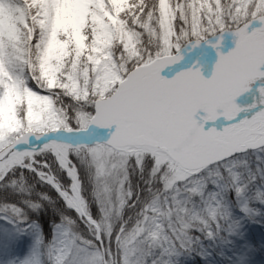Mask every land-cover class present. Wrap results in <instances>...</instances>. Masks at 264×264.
<instances>
[{"label": "snow or ice", "instance_id": "1", "mask_svg": "<svg viewBox=\"0 0 264 264\" xmlns=\"http://www.w3.org/2000/svg\"><path fill=\"white\" fill-rule=\"evenodd\" d=\"M212 245L264 252V0H0V264Z\"/></svg>", "mask_w": 264, "mask_h": 264}, {"label": "trees", "instance_id": "2", "mask_svg": "<svg viewBox=\"0 0 264 264\" xmlns=\"http://www.w3.org/2000/svg\"><path fill=\"white\" fill-rule=\"evenodd\" d=\"M9 195L12 196L11 192L9 191ZM13 201L19 199V197L12 196ZM41 216L44 218L43 219V227L46 231V233L49 234L50 238V232H51V227H52V221L53 219L56 222H59L60 217L59 216H54L49 218L45 213H41ZM261 225L258 224H253V225H247V231L249 234L255 233L257 237L260 235V230H261ZM205 244H209L208 241H205ZM209 251L212 252V255L208 258V261L206 262L205 260H202L201 258H196L194 263L191 264H227V260L224 258L225 255L231 256L232 251L230 249L224 248L222 246H215L209 248ZM223 253L224 255H221ZM264 256V252H258L255 257H254V264H257V260L259 258H262Z\"/></svg>", "mask_w": 264, "mask_h": 264}, {"label": "rangeland", "instance_id": "3", "mask_svg": "<svg viewBox=\"0 0 264 264\" xmlns=\"http://www.w3.org/2000/svg\"><path fill=\"white\" fill-rule=\"evenodd\" d=\"M209 244H211L210 241H208ZM213 247H215L216 245H212ZM199 255H196L195 253H193L191 256L185 255L183 257L180 258L179 260V264H191L194 263L196 258H199ZM257 264H264V256L262 258L258 259V263Z\"/></svg>", "mask_w": 264, "mask_h": 264}, {"label": "bare ground", "instance_id": "4", "mask_svg": "<svg viewBox=\"0 0 264 264\" xmlns=\"http://www.w3.org/2000/svg\"><path fill=\"white\" fill-rule=\"evenodd\" d=\"M199 258H201V257H199Z\"/></svg>", "mask_w": 264, "mask_h": 264}]
</instances>
